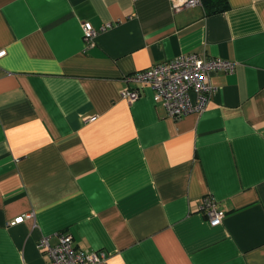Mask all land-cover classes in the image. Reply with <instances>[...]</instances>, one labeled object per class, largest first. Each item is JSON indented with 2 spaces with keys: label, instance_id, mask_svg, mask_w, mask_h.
Here are the masks:
<instances>
[{
  "label": "crops",
  "instance_id": "1",
  "mask_svg": "<svg viewBox=\"0 0 264 264\" xmlns=\"http://www.w3.org/2000/svg\"><path fill=\"white\" fill-rule=\"evenodd\" d=\"M209 1L0 0V264H49L60 230L101 264H264V0ZM85 21L112 25L86 48ZM184 53L236 63L203 111L121 96Z\"/></svg>",
  "mask_w": 264,
  "mask_h": 264
},
{
  "label": "built area",
  "instance_id": "2",
  "mask_svg": "<svg viewBox=\"0 0 264 264\" xmlns=\"http://www.w3.org/2000/svg\"><path fill=\"white\" fill-rule=\"evenodd\" d=\"M201 4L202 0H171L172 8ZM111 25V22H106L95 28L91 22H83L86 48L94 45V37L99 31ZM4 54L5 50H0V56ZM235 65L234 61L221 57L198 53L180 54L172 60L158 62L149 68L126 75L124 79L128 86L121 89L120 94L132 102L139 97L140 87L149 85L154 90V100L161 101L167 115L177 119L206 108L215 89L209 80L210 72H233ZM200 208L211 224L222 222L226 214L210 195L203 198ZM31 215L32 213L18 216L12 222L22 221ZM54 236V242H51L49 235H43L37 241L38 248L48 256L49 264H101L108 258L103 250H84L77 247L72 234L66 230L57 231Z\"/></svg>",
  "mask_w": 264,
  "mask_h": 264
},
{
  "label": "trees",
  "instance_id": "3",
  "mask_svg": "<svg viewBox=\"0 0 264 264\" xmlns=\"http://www.w3.org/2000/svg\"><path fill=\"white\" fill-rule=\"evenodd\" d=\"M202 2L206 5V6H208V8H211V9H209V12H214V11H217L219 8H217V7H215L214 5H216L214 2H216V1H212V2H210L209 0L208 1H204V0H202Z\"/></svg>",
  "mask_w": 264,
  "mask_h": 264
}]
</instances>
